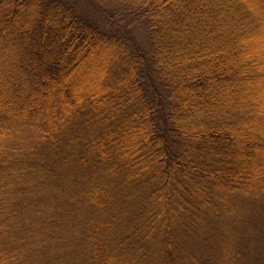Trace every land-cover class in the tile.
Returning <instances> with one entry per match:
<instances>
[{
  "label": "trees",
  "instance_id": "trees-1",
  "mask_svg": "<svg viewBox=\"0 0 264 264\" xmlns=\"http://www.w3.org/2000/svg\"><path fill=\"white\" fill-rule=\"evenodd\" d=\"M263 15L0 0V264H260Z\"/></svg>",
  "mask_w": 264,
  "mask_h": 264
},
{
  "label": "rangeland",
  "instance_id": "rangeland-1",
  "mask_svg": "<svg viewBox=\"0 0 264 264\" xmlns=\"http://www.w3.org/2000/svg\"><path fill=\"white\" fill-rule=\"evenodd\" d=\"M261 21H262V24H261V29L262 30L259 31L258 34H256L255 40L254 39L250 40L249 52L250 51L255 52V51L259 50L260 48H262V46L264 47V15L261 16ZM261 43H263V44L261 45ZM263 57H264V54H263ZM263 107H264V105H263ZM245 209H247V207H245ZM258 261L260 262V264L262 262L264 263V255L262 256V260H258Z\"/></svg>",
  "mask_w": 264,
  "mask_h": 264
}]
</instances>
